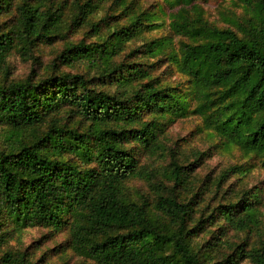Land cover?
<instances>
[{"label":"trees","instance_id":"16d2710c","mask_svg":"<svg viewBox=\"0 0 264 264\" xmlns=\"http://www.w3.org/2000/svg\"><path fill=\"white\" fill-rule=\"evenodd\" d=\"M137 6L136 0H0V264L48 263V256L36 257L38 248L5 247L14 232L34 226H66L69 247L93 264H237L244 258L264 264L257 188L235 201L210 203L242 166L196 185L193 163L172 157L147 167L127 147L164 157L160 134L190 111L180 89L155 74L165 59L186 77L191 111L204 127L260 154L264 0L254 2L259 22L243 26L242 35L196 23L185 8L171 12L170 30L185 38L177 49L170 37L142 36L161 24L155 12ZM140 36L144 41L131 46ZM56 43L61 49L51 73L9 78L10 55L28 59L41 44ZM59 64L83 68L62 71ZM132 179L144 181L148 192L132 191ZM228 230L254 235V242L249 249L236 244L215 260ZM207 233L210 239L199 243L196 237Z\"/></svg>","mask_w":264,"mask_h":264},{"label":"rangeland","instance_id":"374dc122","mask_svg":"<svg viewBox=\"0 0 264 264\" xmlns=\"http://www.w3.org/2000/svg\"><path fill=\"white\" fill-rule=\"evenodd\" d=\"M256 0H136L138 8L149 9L155 12L154 21L160 26L145 32L142 36L146 40L156 37H170L174 47L177 49L180 41L185 38L174 35L169 28V14L181 8L187 10L188 18L196 23H205L218 28L230 27L238 34H243V26L247 27L250 22H259L255 14L254 2ZM79 39L80 35L74 36ZM143 38V39H144ZM141 36L137 37L131 46H137L144 41ZM61 49V44L44 45L41 44L28 59H22L17 53L10 55L7 59L9 78H25L29 74H34L40 79L53 71V63L56 53ZM58 64V62H56ZM155 74L160 77L163 83L171 84L180 89L186 96V101L190 107L183 117H178L174 122L165 127L160 134V140L164 144L166 151L164 157L150 154L146 151L136 149L133 144L127 147L134 154L138 164L147 167L159 164H168L172 157L178 159L182 164L191 165V176L196 185L200 181L216 178L220 173L230 166H242L241 170L234 175L227 177L222 183L214 201L210 203L215 206L219 202L235 201L243 191L256 187L261 196L258 205L260 220L264 233V143L260 146V154L247 151L242 144L236 142H224L211 130L204 127L201 117L193 113L192 92L186 77L181 75L176 66L165 59L156 66ZM59 70L75 72L82 68L71 69L67 66H58ZM5 129L0 125V142L5 138ZM172 152V153H171ZM202 153L199 156L198 153ZM173 154V156L171 155ZM134 192L146 194L148 187L142 180L132 179L129 183ZM215 190V188H214ZM200 213L197 214L199 216ZM198 218V217H197ZM215 229L211 226L210 230ZM245 232L236 233L228 230L224 239L227 243L219 246L214 253L215 260H221L230 254L236 244H245L249 249L254 242L255 236L247 238ZM199 243H204L210 239V234H200L196 237ZM38 248L36 257L48 256L47 264H93L82 257L76 255L69 247L68 229L62 227L58 231H50L45 227H26L14 232L8 239L5 247L25 249L27 247ZM237 264H253L249 258L239 259Z\"/></svg>","mask_w":264,"mask_h":264}]
</instances>
